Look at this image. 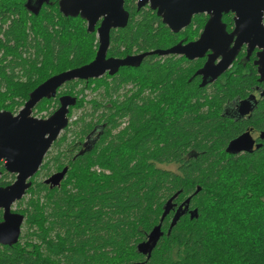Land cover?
Here are the masks:
<instances>
[{
    "label": "trees",
    "instance_id": "1",
    "mask_svg": "<svg viewBox=\"0 0 264 264\" xmlns=\"http://www.w3.org/2000/svg\"><path fill=\"white\" fill-rule=\"evenodd\" d=\"M21 2L0 1V110L10 112L50 77L90 63L96 53L95 33L81 17L62 15L57 0L37 15ZM127 9V26L111 31L108 57L168 50L177 43L179 36L155 12H137L134 4ZM76 21L81 31L73 36L62 25ZM207 22L202 15V30ZM183 71L172 56L152 55L141 67L121 68L112 78L68 82L55 99L37 105L50 116L64 90L84 85L83 94L93 83L105 88L102 102L93 101L92 111L74 121L72 110L84 107V98L77 92L63 95L76 97V107L32 178L29 200L17 202L26 205L17 211L27 230L16 245H0V264H264V147L241 156L225 152L248 125L264 130V99L248 121L222 116L225 106L248 99L256 76L238 64L201 88ZM128 84L132 88L122 93ZM96 125L104 132L96 147L73 158L75 145ZM171 165L177 170L166 168ZM51 166L56 172L68 168L57 188L36 181L43 171L50 175ZM0 172V186L12 184L3 163ZM177 193L175 210L190 197L189 211L197 209L198 218L186 213L168 234L171 211L151 256L143 255L138 245L160 224Z\"/></svg>",
    "mask_w": 264,
    "mask_h": 264
},
{
    "label": "water",
    "instance_id": "2",
    "mask_svg": "<svg viewBox=\"0 0 264 264\" xmlns=\"http://www.w3.org/2000/svg\"><path fill=\"white\" fill-rule=\"evenodd\" d=\"M50 1L41 0L38 8L33 10L36 15L41 7L50 4ZM148 3L173 33L187 28L195 15H207L209 19L201 37L195 42L186 45L180 42L168 50H156L125 58H108L111 31L125 28L129 22L130 15L125 9V0H60V13L67 18L81 17L86 21L87 31L97 33L99 47L95 59L89 64L54 75L38 86L17 115L0 111V163H3L8 173L16 177L12 184L0 186V211H3V220L0 222L1 246L12 247L19 242L25 216L13 212V206L21 201L32 187V178L39 172L54 142L68 127L70 108L77 104L76 97L63 96L59 100V108L50 117L38 119L32 113L41 101L55 99L59 89L68 82H88L107 73L114 76L121 68H139L144 59L152 55H184L190 60L207 57L201 70L204 87L217 81L231 67L243 45H248L252 50L256 47L264 49V0H142L139 7ZM229 14L234 15V31L228 36L223 17ZM226 36L234 40L233 47L229 46ZM218 53H221V59L217 62ZM260 60L256 64L264 65V52ZM253 105H257L255 98L240 102L239 114H249ZM253 144L250 134L245 133L229 144L227 152L249 151ZM67 172L68 168L65 167L61 172L47 178L44 184L50 188L59 187ZM200 190V187L197 188L195 194ZM179 194H175L167 202L160 224L153 228L147 241L138 245V251L143 255L150 257L163 236L162 223L166 216L176 209L174 200ZM190 201L189 197L175 210L168 234L186 213H189L190 219L198 218L197 209L189 211Z\"/></svg>",
    "mask_w": 264,
    "mask_h": 264
},
{
    "label": "flooded vegetation",
    "instance_id": "3",
    "mask_svg": "<svg viewBox=\"0 0 264 264\" xmlns=\"http://www.w3.org/2000/svg\"><path fill=\"white\" fill-rule=\"evenodd\" d=\"M10 1L12 2V0H10ZM40 1L41 0H22L21 6L23 5V8L26 11L32 12L33 10L38 8ZM57 1H58V8H59L60 0H57ZM140 1H142V0H125V9L129 13V15H130V12L127 8L132 7L133 4L136 6L137 12H139L140 10H142L144 8V9H150L151 11H153L157 14V11H154L150 8L149 3L146 4L145 6L139 7ZM51 2H52V0L50 1V4H51ZM48 5L44 4L41 8L48 6ZM6 14H8V13H6ZM28 14H30V13H28ZM229 15H232V22L226 23L223 20L224 24L226 25V32H227L226 35H228V36H229V34H231L234 31V15L233 14H229ZM157 16H158V14H157ZM198 16L202 17V14L195 15L192 18L191 24L187 28L180 31L179 33H174V34L180 36V35L184 34L186 31L190 30L192 28L190 26L192 24L194 25L193 22L196 19V17H198ZM13 18H14V16L11 14L10 18L7 20V24L3 26L4 29H6L11 24ZM208 19H209V17H208ZM100 23H101V21L98 23L97 28L100 26ZM114 30H119V29H114ZM203 30H202V28H200L198 33L193 38L183 37L175 45H177L180 42H182L184 45H186L188 43L197 41L201 37ZM228 36H226V41L229 43L230 47H233L234 40H230V38H228ZM174 46H172V47H174ZM263 52H264V49H259L258 47H256L252 50V49H249L248 45H246V44L243 45L241 47L235 61L231 65V67L220 77V78H222L228 72H232L231 70L235 69L238 64H242L246 68V70H248L251 74H254V76H256V81L258 82L255 86L252 87V89L249 92L248 97H247L248 99L249 98H252V99L255 98L257 101V105H253L252 111L249 114L244 115V116L239 114L238 106H239L240 102H242L246 99H243L239 102H233V103L229 104L228 106H225L223 108L222 116L227 118L228 120H232L233 122L248 121L253 116L254 111L258 107L260 100L264 99V79L262 80V75H264V65L262 63L256 64L258 61H261L260 56L262 55ZM209 54H210V52L208 53V55ZM171 56L173 57L174 61H176L180 64V66L183 68V70H184L183 72L186 74V76L188 75V81L190 82V81L194 80L202 88V71L201 70L207 61V57H205L203 59L202 58H196V59L190 60L189 58H187L184 55H171ZM108 58H111V57L109 56ZM220 59H221V53H218L217 62ZM202 60L204 62L203 64H202ZM105 76H109L110 78H112V76H110L108 73ZM123 125L125 126L126 124H123ZM89 133L90 134L85 138L84 141H82V143L78 142L75 145V148H73V152H72V154L74 155L73 158L76 157L82 150H84L85 147H87V149L88 148H90V149L95 148L97 143H98V139L102 136V134H104L103 130H101V127L98 125H96L94 127V129ZM245 133H249L250 137L254 141L252 149H250L249 151H243L240 153H228L227 148H228L229 144L231 143L230 142L225 149V152L227 154L234 155V156L235 155L241 156V155H245L247 153L253 154V153L261 150L264 147V137H262V135L264 134V130L258 129L254 125H248L243 130V132L240 133L233 140L239 138L240 136L244 135ZM59 172H61V171H59ZM55 173H58V172H55ZM13 212L21 214L19 211L14 210V209H13ZM0 213H2V220H3V211H0ZM2 220H1V222H2Z\"/></svg>",
    "mask_w": 264,
    "mask_h": 264
},
{
    "label": "rangeland",
    "instance_id": "4",
    "mask_svg": "<svg viewBox=\"0 0 264 264\" xmlns=\"http://www.w3.org/2000/svg\"><path fill=\"white\" fill-rule=\"evenodd\" d=\"M50 5H52V3ZM205 16H207V15H205ZM30 20H31V18H30ZM31 22H32V20H31ZM230 22H232V18L230 19ZM62 24H63V22H62ZM62 26H63V28H64L65 31L70 30V32H71L70 34L73 35V36H77L78 31H81L80 30V27L81 26L78 24L77 21L74 22V23H72V24H69L68 22H64V25H62ZM86 28H87V23H86ZM200 28H202V17L198 18L196 20V22L194 23L193 27L190 30L186 31L181 36L177 37L175 41L178 42L183 37H191V38H193L198 33V31H199ZM57 29L61 30L60 26H58ZM98 47H99V39H98L97 33H95V38H94V41H93V50H96V53L98 51ZM96 53H95V56H96ZM95 56H94L93 60L95 59ZM92 61H90V62H92ZM88 64H89V62H88ZM186 77L188 78V75ZM105 81L110 82V79H106ZM131 88H132V85H130V84L126 85V87L123 88L122 93H124L125 91H127V90H129ZM83 89H84V85H79L77 87V89H76L75 92H77V93L80 94L81 90H83ZM75 92L64 90V92H62L59 96L67 95L68 93L69 94H74ZM104 92H105V88H103V87L97 88V84L96 83H93L90 86V88L85 89V91L83 92V94H80L81 96L79 97L80 99H83L84 98L83 99L84 100V104H83L84 107H82V108H73V110H72V114L73 115H72V119H70V121H74V120L80 118L85 112L92 111L93 101L102 102V98H103V93ZM55 106H56L55 103L52 104V107L50 108V112H52L53 110H55L53 108ZM23 107L24 106H22L20 108H17L15 112H11V113L14 114V115H17L20 112V110L23 109ZM36 107H35V109L33 110V113H32V115L34 117H36L38 119H46V118H48V117L51 116V115L49 116V111L44 110L43 112L40 113V112H38L36 110ZM104 110H105L104 108H101L99 111L101 113ZM0 111H6V110H0ZM8 112H10V111H8ZM116 132H118V130H114L113 131V133H116ZM52 154L53 155L56 154V151L52 152ZM44 161H46V158L44 159ZM50 168L51 169L48 172L50 175L46 176L47 171H43L40 174V176L37 178L36 181L37 182H44L47 178H49L51 175H53L56 172V170L54 168H52V166ZM166 168L169 169V170H173V171H176L177 170L176 166H174V165L167 166ZM97 171L100 172V170H97ZM11 176H14V177H11ZM15 179H16L15 175L10 174L7 180L9 182H12L13 183L15 181ZM24 198L26 199V201H28L29 198H30L29 194H26L24 196ZM25 208H26L25 203L22 204L21 206H19V204L16 203L13 206V209L14 210H18V209L22 210V209H25ZM26 230H27V227H25V222H24V224L22 226L21 236L26 233Z\"/></svg>",
    "mask_w": 264,
    "mask_h": 264
}]
</instances>
